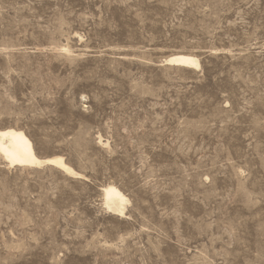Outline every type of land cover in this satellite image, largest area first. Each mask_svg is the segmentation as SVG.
<instances>
[{
  "label": "rangeland",
  "instance_id": "rangeland-1",
  "mask_svg": "<svg viewBox=\"0 0 264 264\" xmlns=\"http://www.w3.org/2000/svg\"><path fill=\"white\" fill-rule=\"evenodd\" d=\"M9 127L85 179L0 157V264H264V0H0Z\"/></svg>",
  "mask_w": 264,
  "mask_h": 264
},
{
  "label": "bare ground",
  "instance_id": "bare-ground-1",
  "mask_svg": "<svg viewBox=\"0 0 264 264\" xmlns=\"http://www.w3.org/2000/svg\"><path fill=\"white\" fill-rule=\"evenodd\" d=\"M63 51H71L64 47ZM166 65H175L185 68H199L200 60L193 54H172L164 61ZM102 142L100 138V143ZM0 157L10 168H40L42 166L54 167L69 177L85 179V176L73 169L62 156L41 158L35 145L25 133L16 128L0 129ZM3 163V164H4ZM103 205L112 213L124 216L127 204L130 200L114 185H106L101 189Z\"/></svg>",
  "mask_w": 264,
  "mask_h": 264
}]
</instances>
